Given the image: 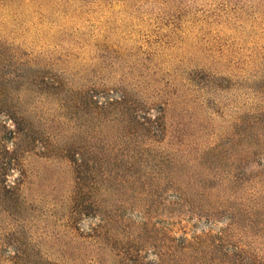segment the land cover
I'll return each mask as SVG.
<instances>
[{
	"label": "rangeland",
	"instance_id": "374dc122",
	"mask_svg": "<svg viewBox=\"0 0 264 264\" xmlns=\"http://www.w3.org/2000/svg\"><path fill=\"white\" fill-rule=\"evenodd\" d=\"M0 264H264V0H0Z\"/></svg>",
	"mask_w": 264,
	"mask_h": 264
}]
</instances>
